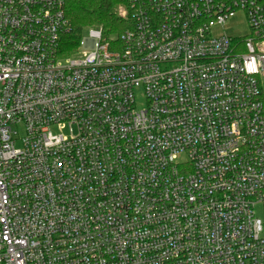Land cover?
Wrapping results in <instances>:
<instances>
[{
  "label": "built area",
  "instance_id": "2783aa9c",
  "mask_svg": "<svg viewBox=\"0 0 264 264\" xmlns=\"http://www.w3.org/2000/svg\"><path fill=\"white\" fill-rule=\"evenodd\" d=\"M129 8L0 0V264H264V0Z\"/></svg>",
  "mask_w": 264,
  "mask_h": 264
},
{
  "label": "trees",
  "instance_id": "16d2710c",
  "mask_svg": "<svg viewBox=\"0 0 264 264\" xmlns=\"http://www.w3.org/2000/svg\"><path fill=\"white\" fill-rule=\"evenodd\" d=\"M119 6L129 11L127 18L117 14ZM66 14L72 32L63 36V56H72L77 51L85 28H102L104 36L108 37L112 34L120 36L132 27L129 0H66Z\"/></svg>",
  "mask_w": 264,
  "mask_h": 264
},
{
  "label": "rangeland",
  "instance_id": "374dc122",
  "mask_svg": "<svg viewBox=\"0 0 264 264\" xmlns=\"http://www.w3.org/2000/svg\"><path fill=\"white\" fill-rule=\"evenodd\" d=\"M126 11V8L124 6H119L117 8V14L121 16V14ZM226 32L235 37V38H243L245 36H247L249 34V26H248V22L247 19L245 17V15L243 13H239L237 15V17L233 20H231L227 25H226ZM88 31H89V27L85 28L82 31L81 34V38H86L88 37ZM118 34H112V35H108L109 38H118ZM260 83L263 89V97H264V78H260ZM145 104V100L143 98H141V96L138 99V106L139 107H143V105ZM22 131V130H21ZM262 212H261V208L257 207V217H262Z\"/></svg>",
  "mask_w": 264,
  "mask_h": 264
}]
</instances>
